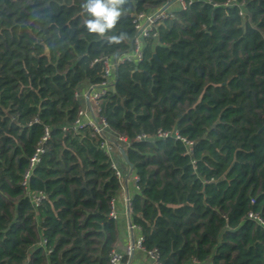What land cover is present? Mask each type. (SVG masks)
I'll return each mask as SVG.
<instances>
[{
  "label": "trees",
  "instance_id": "1",
  "mask_svg": "<svg viewBox=\"0 0 264 264\" xmlns=\"http://www.w3.org/2000/svg\"><path fill=\"white\" fill-rule=\"evenodd\" d=\"M168 1L127 0L99 37L82 0H0V264H110L120 179L101 135L69 127L75 93L101 80L100 58L128 50L135 14ZM227 1L194 0L161 20L99 101L130 142L131 215L160 264H264V228L247 218L264 219V0ZM45 128L27 184L44 195L34 206L22 179ZM158 129L191 139L192 156L172 138L135 139ZM114 160L128 171L120 151Z\"/></svg>",
  "mask_w": 264,
  "mask_h": 264
},
{
  "label": "built area",
  "instance_id": "2",
  "mask_svg": "<svg viewBox=\"0 0 264 264\" xmlns=\"http://www.w3.org/2000/svg\"><path fill=\"white\" fill-rule=\"evenodd\" d=\"M170 1L171 0H169L168 2ZM192 1L194 0H175L174 2L178 3V5L180 6L179 9H185L187 5ZM203 1L214 4L213 2H211V0ZM168 2L156 8L155 10L149 12H139L135 14L133 18L135 32L132 39L130 40L128 50L120 54H115L112 57L103 56L102 58H100V60L102 61V70L100 74L101 80L97 83H89L85 91L81 92V90H79L75 93L76 98H83L84 102H82V105L78 110L74 122L69 127L72 130L76 131L84 126H90L96 133L101 135V137L103 138L101 142V148L110 158L111 167L115 170L116 176L120 179V190L122 191V197L126 209L125 214L127 216L128 228L130 230L131 237L129 244L126 246L123 252H120L116 249H112L110 251V264H130L129 258L132 257L135 249H139L146 254L149 261L148 264H160L157 249H145L142 245V235L140 233V228L133 223L131 215V196L123 186V178L125 176V173H123L119 169L118 164L114 160V152L116 150L119 151V148L123 147L122 144H124L125 146H129L130 142L124 136L114 132L108 126L105 119L99 114V101L110 91L111 87L115 83V72L117 66L124 61L138 62L139 60H141L144 39L158 36V24L161 22V20L171 16L172 14L169 8L174 2L165 7ZM224 4H236L238 6L242 5V3H236L235 0H228ZM239 13L242 14L243 12L240 10ZM86 100L89 102V107L86 104ZM66 128L68 127H63V129ZM48 137L49 131L47 128H45L44 135L39 140L34 154L29 158L28 167L23 174L22 185L34 206H38L40 204L41 200L44 198V195L41 192L31 193L27 187L28 179L35 165L40 161L41 154L44 152L43 143L47 140ZM153 138H172L174 140H178L184 146V154H187L189 156H192L193 154L194 142L186 136L181 135L177 129H171L167 131L158 129L154 135L140 134L136 136L135 139L147 140ZM192 163L194 164V160H192ZM131 173L128 172L127 175H130ZM133 176L136 180L137 176L135 174ZM116 216L117 214L114 209L113 202H111L109 217L115 220ZM247 218L255 221L264 228V219L259 213L249 211L247 213ZM44 242L45 241L42 240L41 244H44Z\"/></svg>",
  "mask_w": 264,
  "mask_h": 264
},
{
  "label": "clouds",
  "instance_id": "3",
  "mask_svg": "<svg viewBox=\"0 0 264 264\" xmlns=\"http://www.w3.org/2000/svg\"><path fill=\"white\" fill-rule=\"evenodd\" d=\"M127 0H82L81 14H86L84 27L87 32L105 37L114 30L126 11L123 7ZM111 41L119 43L120 37L112 36Z\"/></svg>",
  "mask_w": 264,
  "mask_h": 264
},
{
  "label": "crops",
  "instance_id": "4",
  "mask_svg": "<svg viewBox=\"0 0 264 264\" xmlns=\"http://www.w3.org/2000/svg\"><path fill=\"white\" fill-rule=\"evenodd\" d=\"M88 82H84L82 86L80 87L81 92L85 91L88 87ZM81 101L84 102V99L81 98ZM128 171L125 172V176L123 178V186L125 187L126 191H128V194L132 197L134 193L137 191L135 179H134V173L132 172L130 175H127ZM114 209L116 211V226H117V240L115 243L114 249L123 252L126 248V246L130 242L131 233L128 228V220L127 216L125 214V205L122 197V191H118V193L115 195V197L112 200ZM148 258L146 254L139 250L135 249L134 253L131 257L130 264H148Z\"/></svg>",
  "mask_w": 264,
  "mask_h": 264
},
{
  "label": "water",
  "instance_id": "5",
  "mask_svg": "<svg viewBox=\"0 0 264 264\" xmlns=\"http://www.w3.org/2000/svg\"><path fill=\"white\" fill-rule=\"evenodd\" d=\"M175 0H171L170 2H168L165 7L169 6L170 4H172ZM154 57H155V54H154ZM86 104L87 106L89 107V102L86 100ZM119 151L123 157V159L125 160V162L128 164L129 166V169H128V172L131 173L132 172V164L129 162V160L127 159V156H126V153H125V150L123 147H120L119 148ZM131 260V257L129 258V262Z\"/></svg>",
  "mask_w": 264,
  "mask_h": 264
},
{
  "label": "rangeland",
  "instance_id": "6",
  "mask_svg": "<svg viewBox=\"0 0 264 264\" xmlns=\"http://www.w3.org/2000/svg\"><path fill=\"white\" fill-rule=\"evenodd\" d=\"M180 8V6L178 5V3H173L171 6H170V8H169V10L171 11V13L174 11V10H177V9H179ZM123 171V173L125 172V170L123 169L122 170Z\"/></svg>",
  "mask_w": 264,
  "mask_h": 264
}]
</instances>
